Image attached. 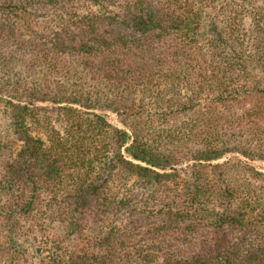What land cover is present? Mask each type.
Here are the masks:
<instances>
[{
    "label": "trees",
    "instance_id": "16d2710c",
    "mask_svg": "<svg viewBox=\"0 0 264 264\" xmlns=\"http://www.w3.org/2000/svg\"><path fill=\"white\" fill-rule=\"evenodd\" d=\"M254 161L264 0H0V264H264Z\"/></svg>",
    "mask_w": 264,
    "mask_h": 264
},
{
    "label": "rangeland",
    "instance_id": "374dc122",
    "mask_svg": "<svg viewBox=\"0 0 264 264\" xmlns=\"http://www.w3.org/2000/svg\"><path fill=\"white\" fill-rule=\"evenodd\" d=\"M46 103V102H45ZM103 113V116L113 125L117 127H123L122 124L117 120L116 116L114 113L109 112V111H101ZM256 166H258L259 169H264V163L260 161H254L253 162Z\"/></svg>",
    "mask_w": 264,
    "mask_h": 264
}]
</instances>
